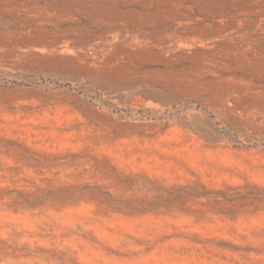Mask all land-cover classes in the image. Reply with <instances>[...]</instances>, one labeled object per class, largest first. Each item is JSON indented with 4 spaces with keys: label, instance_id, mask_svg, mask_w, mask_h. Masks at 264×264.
Returning <instances> with one entry per match:
<instances>
[{
    "label": "rangeland",
    "instance_id": "1",
    "mask_svg": "<svg viewBox=\"0 0 264 264\" xmlns=\"http://www.w3.org/2000/svg\"><path fill=\"white\" fill-rule=\"evenodd\" d=\"M0 264H264V0H0Z\"/></svg>",
    "mask_w": 264,
    "mask_h": 264
}]
</instances>
